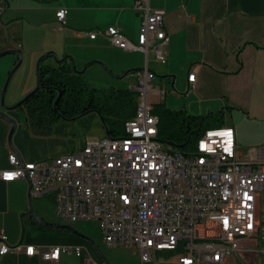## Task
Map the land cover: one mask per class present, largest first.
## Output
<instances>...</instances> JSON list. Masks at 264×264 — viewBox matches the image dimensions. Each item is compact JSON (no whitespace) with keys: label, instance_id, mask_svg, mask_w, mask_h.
Returning <instances> with one entry per match:
<instances>
[{"label":"built area","instance_id":"1","mask_svg":"<svg viewBox=\"0 0 264 264\" xmlns=\"http://www.w3.org/2000/svg\"><path fill=\"white\" fill-rule=\"evenodd\" d=\"M133 7L142 16L137 41L115 25L107 29L110 41L143 51L147 63L151 54L166 62V8L152 0H135ZM66 15L65 7L56 12L61 26ZM86 33L95 38L98 32ZM154 78L148 65L139 73L132 87L139 104L125 123V134L85 140L78 149L46 161H23L12 152L0 178L29 179L32 195L51 197L63 218L99 220L104 240L134 247L140 264H160L162 251L177 252L179 264H224L236 253L264 254V145L240 154L236 130L227 124L205 130L186 151L161 141L159 116L148 100V91H160ZM195 79L190 71L188 82ZM7 238L0 234V254L35 253L34 244L12 245ZM63 252L83 255L80 246L57 245L43 256L56 261ZM83 264L98 263L85 259Z\"/></svg>","mask_w":264,"mask_h":264},{"label":"crops","instance_id":"2","mask_svg":"<svg viewBox=\"0 0 264 264\" xmlns=\"http://www.w3.org/2000/svg\"><path fill=\"white\" fill-rule=\"evenodd\" d=\"M134 2L0 0L3 4V9H0V32L10 26H13L12 29L27 27V34L23 32L22 38L18 39L22 41L21 45L6 43L0 45V50L18 48L22 51L23 48L26 52L27 42L29 54L34 49V57L49 51L62 57L68 53L74 54L72 47H77L79 67L101 59L119 74L148 65L155 73L153 81L157 71H165L169 76L184 72L187 87L191 85L195 94L202 90L208 93V96L200 98L201 103L204 100H208V103L221 100V96L226 94L233 105L243 109L239 120H233L232 124L228 121L227 124L236 130L240 154L246 153L251 146L264 145V0H152L154 6H163L167 10L164 23L170 40L166 46L167 61L162 62L153 54L148 63L143 51L121 48L113 44L107 35L108 27L115 25L132 41H137L142 16L133 7ZM61 7L67 9L65 26H61L56 16ZM87 31L98 33L92 38ZM1 40H5L2 35ZM10 54L0 61V91L18 59L17 54ZM159 62L166 66L161 69ZM190 71L196 73L195 82H188ZM136 82H132L131 86ZM218 92L221 96L216 94ZM184 107L194 109L201 107V104L191 101L184 103ZM0 109H4L3 105H0ZM11 126L9 121L0 117V169L10 166L8 157L12 152L17 153L23 161H46L56 157L44 158L33 142V135L36 134L21 123L14 139L12 136V144L16 148L13 149L9 142ZM31 201L40 217L62 224L51 197L30 196L27 178L14 181L0 178V234L6 233L7 241L12 245L23 243L36 246L33 255L24 251L0 254V264H83L85 259L98 264L106 263L97 252L100 250H96L82 236L61 226L36 221L30 212ZM75 229L79 231L78 227ZM106 244L110 246L105 250L106 264H140V253L134 247ZM57 245L80 246L83 255L63 252L56 261L45 259L44 252ZM233 255L235 260L232 259ZM233 255L224 264H264V254L248 252ZM178 257L179 254L172 251L158 254L160 264H179Z\"/></svg>","mask_w":264,"mask_h":264},{"label":"trees","instance_id":"3","mask_svg":"<svg viewBox=\"0 0 264 264\" xmlns=\"http://www.w3.org/2000/svg\"><path fill=\"white\" fill-rule=\"evenodd\" d=\"M94 62L96 61H90L87 67ZM133 70L139 68L124 72L123 75H128ZM83 72L74 69L69 57L56 61L52 53H44L38 65L40 89L20 106L25 110L27 125L34 134H64L73 129V122L66 118L79 115H100L112 137L125 134L126 121L137 112L139 92L134 88L92 86ZM153 112L159 116L158 138L183 145V151L190 144H196L205 130L224 126L211 120L220 111L192 114L184 107L176 109L167 106L165 102H159L154 105ZM76 122H79V118ZM185 142L187 143L184 144Z\"/></svg>","mask_w":264,"mask_h":264},{"label":"rangeland","instance_id":"4","mask_svg":"<svg viewBox=\"0 0 264 264\" xmlns=\"http://www.w3.org/2000/svg\"><path fill=\"white\" fill-rule=\"evenodd\" d=\"M13 26L3 28V31L0 32V36L2 35L5 40L0 41V45L3 44H20L22 41H19V37L22 38L23 32L27 34V27L17 26L12 29ZM4 41V42H2ZM7 41V42H5ZM19 47L21 48V46ZM74 54H69L74 57L76 71H79L85 67H79V49L77 47H72ZM28 43L26 42V52L22 48L23 60L19 68L12 75L10 82L7 87V91L5 93L4 102L2 101V95L4 90L5 81L2 85L0 91V105L11 107L16 104L18 101L23 99L26 95H28L38 84V61L40 57L44 54L42 53L39 57H34V49L31 50L29 54ZM26 53V54H25ZM46 53V52H45ZM7 54L0 57L4 59L8 57ZM153 54H151V57ZM6 59V58H5ZM50 61L54 63V60L50 58ZM153 62V61H152ZM151 62V63H152ZM160 63V62H159ZM15 64L12 65L11 69ZM161 69L166 66L165 64L160 63ZM139 70H133L128 73V75H123L124 72H128L129 70L124 71L123 73L117 74L113 72L108 64L105 63L104 60L97 59L96 62L92 63L86 70L83 72L84 77L89 81L92 86H114L115 88H132L131 83L138 79V75L145 66L137 67ZM134 69V68H133ZM136 69V68H135ZM132 70V69H130ZM9 74V73H8ZM175 75V77H173ZM169 76L165 71H157V76L155 81H153V85L157 88H160V91H148V100L153 105L158 104L159 102H165L167 106L172 108H183L184 103L186 102H195L200 103L201 107H197L194 109H190L188 107V112L192 114H206L209 111L218 112L220 114H216L211 120L218 124H230L233 123V120H239L243 115V109H239L238 106L233 105L229 101V97L221 96V93L218 92L219 96H221V100H213L212 103H208L209 101H205L201 103L200 98L203 96H208V93L205 90L199 91L198 93H194V90L191 89L189 91L188 87L185 84L184 79L186 78L184 72H180L177 74H173ZM174 81V84H173ZM164 91V93H163ZM215 94V93H214ZM200 96V97H199ZM209 98V97H208ZM211 104V106H210ZM199 106V105H198ZM185 108V107H184ZM245 110V109H244ZM247 112V110H245ZM8 113L13 116L17 121V128L14 132L13 139L17 133V129L19 127V123L28 128L26 123V114L25 110L20 106L17 108H13L8 110ZM247 115V113H246ZM250 118V117H249ZM73 128V129H72ZM72 130L65 131L64 134L58 135H49V136H41V135H33V142L36 147L42 151V155L44 158H50L53 156L68 154L73 150L79 148L80 145L84 143L85 140L91 141L93 139H97L99 137H103L106 135L105 128L103 125V121L100 115H87L79 118V122H73ZM19 135V134H18ZM25 138L24 136H21ZM26 139V138H25ZM242 145L244 143H241ZM195 146V143L190 144L186 150H189ZM245 152V151H242ZM50 160V159H49ZM54 210V208H53ZM56 210V208H55ZM60 222L62 224H68L73 227H78L79 232L83 233L85 236L90 237L95 242L97 248L100 252L107 258L105 254V250H107L110 246L106 244L104 241L103 234L100 230V221L96 219L91 220H78V222L72 221L67 218L59 217ZM233 260L234 255L232 256ZM231 258V257H230ZM141 263V260H140Z\"/></svg>","mask_w":264,"mask_h":264},{"label":"water","instance_id":"5","mask_svg":"<svg viewBox=\"0 0 264 264\" xmlns=\"http://www.w3.org/2000/svg\"><path fill=\"white\" fill-rule=\"evenodd\" d=\"M10 53H14V54H17L18 55V59L14 65V67L9 71V74L7 76V79L5 81V85H4V90H3V95H2V101L4 102V98H5V93L7 91V87H8V84L10 82V79L12 77V75L14 74V72L19 68V66L21 65L22 63V60H23V55L21 53V50H19L18 48H9V49H2L0 50V57L1 56H4V55H7V54H10ZM47 53H52L53 55V58L56 60V61H62L66 58H71L72 62H73V67L74 69H76V65H75V60H74V57L72 55H69V54H66L62 57H58V55L54 52V51H49ZM46 54V53H45ZM44 56V54L40 57V59ZM39 59V61H40ZM39 61H38V65H39ZM87 68V65H85V67L79 71H85ZM173 84H174V81H173ZM40 89V84L38 82L37 86L35 87L34 90H32L28 95H26L23 99H21L20 101H18L16 104H14L13 106L11 107H8V106H4V109H0V117L4 118L5 120L9 121L11 123V129H10V133H9V142H10V145L13 149H16L13 144H12V136L17 128V121L14 117H12L9 113H8V110L10 109H13V108H17L19 106H21L26 100H28V98H30L35 92H37L38 90ZM59 97L56 99V102L58 101ZM81 116V115H79ZM102 119V118H101ZM103 121V120H102ZM104 123V128H105V132H106V136L108 137H111L110 133H109V129H108V126L105 122ZM163 141V140H162ZM167 144H171V145H174V146H177L178 148L182 149L183 145L181 144H175L173 142H170V141H163ZM187 142H185L184 144H186ZM29 181V184H30V196L32 197V193H31V182L29 179H27ZM30 212L33 214L34 216V219L38 222H41V223H44L46 225H49V226H61L63 228H67L68 230H70L72 233H75V234H78L80 236H82L83 238H85L86 240L90 241V243L96 248V250L98 249L97 246L95 245V242L93 241V239L85 236L83 233H80L78 230H76L75 228L67 225V224H55L53 222H49L45 219H43L42 217H40L36 211L34 210V206H33V203L32 201L30 202ZM97 252L99 253V256L100 258L105 261L107 263V259L106 257L100 252L97 250Z\"/></svg>","mask_w":264,"mask_h":264},{"label":"flooded vegetation","instance_id":"6","mask_svg":"<svg viewBox=\"0 0 264 264\" xmlns=\"http://www.w3.org/2000/svg\"><path fill=\"white\" fill-rule=\"evenodd\" d=\"M82 117L81 116H77V117H74V118H66L69 122H75L78 118ZM73 124V123H72Z\"/></svg>","mask_w":264,"mask_h":264}]
</instances>
